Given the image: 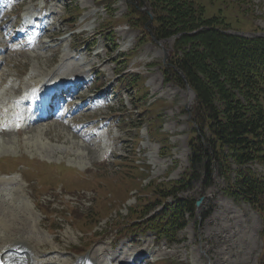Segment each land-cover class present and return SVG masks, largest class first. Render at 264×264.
Here are the masks:
<instances>
[{"label":"rangeland","instance_id":"obj_1","mask_svg":"<svg viewBox=\"0 0 264 264\" xmlns=\"http://www.w3.org/2000/svg\"><path fill=\"white\" fill-rule=\"evenodd\" d=\"M8 1L11 6L8 16L4 14L0 18H5L4 33L8 38L9 33L12 37L15 34L9 31L7 35V28L19 26L20 14L38 16L45 8L44 5L46 11L53 16L54 25L47 31L44 30L45 23H35L38 29L36 37L44 31L45 37L40 40L46 48L44 52L27 49L26 52L17 50L9 53L0 34V84L7 80L2 93H8L12 90L10 87H15L18 83L21 88L22 84L30 86L34 81L51 82L56 72L61 73L56 74L58 76H66L71 72L75 75L74 72H77L83 76V80L89 81L95 78L94 75H98L95 79L104 82L102 95L106 94L103 97L106 105L87 114H78L73 126L87 124L88 130L93 119L108 123L110 129L107 128L106 137L105 132L98 127V138H89L92 145L80 132L72 135L68 128L50 121L24 132L4 133L0 136V259L2 257L1 260L8 264L4 254L11 249L16 255L26 253L25 257L30 258L27 264H72L86 260L95 264L93 255L102 263L114 259L127 264L134 254L140 256L142 252H150L152 255L144 264L161 260H167L170 264H257L262 249L259 238L261 219L246 203L236 204L225 196L226 183L217 171L211 178V188L206 189L201 180H193L187 190L181 193L193 205H190L192 214L186 216L187 221L184 220L185 229L178 233V244L161 242L156 246L154 235L146 233L139 239L142 241L135 240L137 242L130 245L129 236L133 232L129 230V235L121 243L118 238L110 241L112 237L101 240V243L96 241L108 238L112 234L109 231L110 225L117 220L116 216L121 215L120 221L116 223H123L126 221L124 217L128 214L127 209L135 205L134 192L131 193L133 198L128 202L123 203V200L133 187L130 178L138 174L129 169L116 171L119 158L124 162L129 161V157L136 156L140 162L150 166L143 170L144 186L149 185L150 180H178L189 166L188 133L191 128L187 123L186 109L191 106L194 97L188 88L181 89L165 82L162 75L164 49L172 50L173 39L156 44L144 37L134 25L135 16L126 0H96L97 3L95 0ZM131 1L136 3L137 0ZM191 1L194 6L196 2L204 10L205 16L230 18L232 26L229 30L234 29L231 31L254 34V29L258 27L264 33V0ZM68 5L82 11L79 19H66ZM142 9H147L151 14L150 7L145 5ZM251 10L253 17L248 13ZM111 17L115 20H128L114 28L116 47L109 54L106 48L109 32L108 29L101 30ZM140 23L142 24L141 20ZM23 24L22 20L21 25ZM72 28L79 34L75 42L70 36ZM18 43L24 47L28 42L22 40ZM13 45L14 48H19L15 42L11 44ZM133 52L135 55L127 61V57ZM236 56L239 57V54L236 53ZM240 63L241 66L245 65L244 61ZM123 69L132 76L131 79L139 76L146 79L147 101L137 102L136 105L142 108L143 104L156 101L155 104L161 110L160 120H163L156 130L167 135L166 149H159L146 128H132L141 124L136 120L120 124L129 112L137 109L130 103L132 90L129 83L124 79L116 80L115 74ZM121 85L124 88L117 90ZM102 89L92 93L89 91L88 95L97 96ZM17 90L14 91L15 94L18 93ZM103 99L98 100L101 103ZM93 104L94 100L85 99L86 108H92ZM77 106H81V101H74L69 111ZM113 112L117 113L116 117L111 116ZM76 114L77 112L74 115ZM149 114L150 110L145 113ZM138 117L142 116L137 115L136 118ZM70 126L71 124L68 125ZM95 139H100V142ZM103 146H107L109 150L104 151ZM104 155V161L100 162ZM6 162H13L15 169L16 166L21 168L17 169V173H10L12 167L6 168ZM249 168L256 176L264 178V166L252 164ZM103 172L106 174L103 175ZM100 174L103 175L101 178L104 184L96 192L95 178ZM36 198L41 200L42 213L39 204L33 205ZM199 199L200 205L194 206V202ZM94 204L95 208L90 210ZM74 211H77L79 217L86 218H80L78 223L74 222ZM208 211L210 215L202 221L201 216ZM49 214L52 216L49 217ZM105 216L108 217L98 222ZM112 225L114 226L113 223ZM93 227L97 234L83 235L81 229ZM74 247H81L83 252L75 255L72 253ZM104 258L111 259L107 261Z\"/></svg>","mask_w":264,"mask_h":264},{"label":"trees","instance_id":"obj_2","mask_svg":"<svg viewBox=\"0 0 264 264\" xmlns=\"http://www.w3.org/2000/svg\"><path fill=\"white\" fill-rule=\"evenodd\" d=\"M145 1L153 14L154 38H174L169 63L182 73L195 94L189 113L193 125L190 170L198 167L201 172L203 167L208 179L206 187H210L213 166L220 169L228 183L226 195L236 202H247L262 214L263 251L258 264H264V183L247 168L242 170L252 163L264 164V37L225 33L231 27L230 18L205 16L204 10L191 0ZM131 10L135 27H143L146 18ZM258 30L256 27L255 33L261 34ZM175 76L174 82L184 86L182 79ZM232 173L234 182H230ZM180 185L166 190L164 198L174 200L165 212L144 221L147 230L170 242L176 240L183 213L188 212L187 202L175 199ZM142 214L140 220L147 216L146 211ZM167 214L175 216L174 220ZM164 216L167 219L162 222Z\"/></svg>","mask_w":264,"mask_h":264},{"label":"bare ground","instance_id":"obj_3","mask_svg":"<svg viewBox=\"0 0 264 264\" xmlns=\"http://www.w3.org/2000/svg\"><path fill=\"white\" fill-rule=\"evenodd\" d=\"M3 39L5 40V42L8 44L9 43V41L8 40H6V38H5V36H3ZM83 74V73H82ZM67 76V75H66ZM61 76H59V78H60ZM62 77H64V75H62ZM81 77V75H78V76H76V79L77 78H80ZM43 87V86H45V84L44 85H41V83H39V82H35L34 83V88H36L35 90H34V92L36 93V91L38 90V88H40V87ZM18 91V93H16V95H21V91H20V89H18L17 90ZM59 101H56V104H55V106L57 107V106H59ZM1 107V106H0ZM3 109H5L4 107H2ZM47 112H48V115L50 114V109H48L47 110ZM24 131H27V130H24ZM24 131H18L17 133H19V132H24ZM79 131H81V130H79ZM4 133H10V132H8V131H0V135H2V134H4ZM78 133V132H77ZM74 134H76V133H74ZM83 137V136H82ZM85 139V138H84ZM5 186V185H4ZM15 195V194H14ZM34 234V233H33ZM6 254H8V255H6ZM5 256H4V259H6V261L8 262V264H27L29 261H30V258H28V257H25L26 256V253L25 254H23V253H21L20 255H16V254H13L12 253V250H11V253L10 252H8V253H5L4 254ZM113 257H114V255H113ZM126 258V257H125ZM111 259V258H110ZM116 259V258H115ZM124 259V258H123ZM93 260H95L96 262H97V264H105V263H102L100 260H98L94 255H93ZM111 263H113V262H117V263H120L119 261H117V260H112V261H110ZM121 263H123V262H121Z\"/></svg>","mask_w":264,"mask_h":264},{"label":"water","instance_id":"obj_4","mask_svg":"<svg viewBox=\"0 0 264 264\" xmlns=\"http://www.w3.org/2000/svg\"><path fill=\"white\" fill-rule=\"evenodd\" d=\"M142 13L149 17V21L147 22L145 27L151 25L152 20H151V16H150V13L148 12V10H144V11H142Z\"/></svg>","mask_w":264,"mask_h":264}]
</instances>
